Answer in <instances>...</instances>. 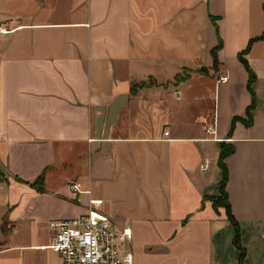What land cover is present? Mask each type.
<instances>
[{"label":"crops","instance_id":"1","mask_svg":"<svg viewBox=\"0 0 264 264\" xmlns=\"http://www.w3.org/2000/svg\"><path fill=\"white\" fill-rule=\"evenodd\" d=\"M263 4L0 0V264H59L48 224L88 200L129 232L132 264H238L209 201L220 145L240 264H264Z\"/></svg>","mask_w":264,"mask_h":264},{"label":"built area","instance_id":"2","mask_svg":"<svg viewBox=\"0 0 264 264\" xmlns=\"http://www.w3.org/2000/svg\"><path fill=\"white\" fill-rule=\"evenodd\" d=\"M1 33V31H0ZM226 77L220 76L216 83H224ZM203 132L207 136L214 133V113L209 120H202ZM201 172L206 165L199 166ZM72 193L80 191L78 183L68 185ZM100 200H88V209L83 216L59 223H49L54 237L47 246L54 253L59 264H132L128 250L129 232L117 231L100 207Z\"/></svg>","mask_w":264,"mask_h":264},{"label":"trees","instance_id":"3","mask_svg":"<svg viewBox=\"0 0 264 264\" xmlns=\"http://www.w3.org/2000/svg\"><path fill=\"white\" fill-rule=\"evenodd\" d=\"M263 9V14H264V4L262 6ZM258 40H264V30L261 33V35L257 38ZM220 47V42L218 40L217 46L216 48H214L211 51V57L213 60V68H215L216 65V59H215V51ZM248 48V46H247ZM247 48L241 52L240 54L237 55V60L239 61V63L242 65V67L244 68V70L247 73V82H246V90L250 95V105L246 108L245 110V117L247 118V121L244 122L245 125H249V121H250V112L253 108V104H254V96L253 93L251 91V86L255 80V77L253 75V73L248 69L245 61L243 60V55L245 54V52L247 51ZM238 119H233L231 124H233L235 121H237ZM232 152V148L230 147H225L220 145L219 146V153H218V161H217V165L220 169V181L219 184L217 186V192L218 195L215 198H209V201H211V204L214 208H216L217 206H220L221 208H223L225 216L227 221L229 222V224L231 225L232 229H233V246L236 248V250L238 251V264H240L242 256H243V251L241 250V248L238 245V240H237V227L236 224L230 214V210H229V205L226 201V197L224 194V185H225V181H226V172H225V167L223 165V160L225 159V157L227 155H229ZM42 183L40 180H38L36 182V185L40 186ZM33 187H35L34 185H32ZM41 191V187H37L36 191ZM220 202V203H219Z\"/></svg>","mask_w":264,"mask_h":264},{"label":"rangeland","instance_id":"4","mask_svg":"<svg viewBox=\"0 0 264 264\" xmlns=\"http://www.w3.org/2000/svg\"><path fill=\"white\" fill-rule=\"evenodd\" d=\"M220 203V202H219ZM5 225V224H4ZM4 225H1L0 226V233H1V235H5V233H6V231H7V228H6V226H4Z\"/></svg>","mask_w":264,"mask_h":264}]
</instances>
